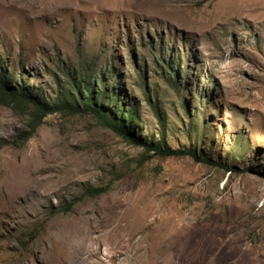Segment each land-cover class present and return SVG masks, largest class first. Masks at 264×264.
<instances>
[{"label":"rangeland","instance_id":"rangeland-1","mask_svg":"<svg viewBox=\"0 0 264 264\" xmlns=\"http://www.w3.org/2000/svg\"><path fill=\"white\" fill-rule=\"evenodd\" d=\"M0 61L50 103L104 75L133 135L224 164L0 88V264H264V0H0Z\"/></svg>","mask_w":264,"mask_h":264},{"label":"trees","instance_id":"trees-1","mask_svg":"<svg viewBox=\"0 0 264 264\" xmlns=\"http://www.w3.org/2000/svg\"><path fill=\"white\" fill-rule=\"evenodd\" d=\"M171 66V65H170ZM76 75L67 76L68 85L67 89L61 93L57 100L53 103L49 102L42 92L35 91L30 86H19L17 87L12 83V77L7 75L3 70L2 62L0 61V88L4 93V101L9 102V104L18 105L21 107H28L29 112L34 120L42 121L43 118L55 111H69L72 113H78L80 111H85L92 113L103 121H105L109 126H111L115 131L121 134L124 138L133 142L134 144L143 146L147 152L148 158L154 155L160 156H183L190 155L197 161H202L206 163H212L213 161L204 156H200L196 150L190 148H170L169 146L163 145L161 142H148L140 137L133 135V130L131 128L132 121L137 118V112L134 110L124 111L125 120L123 121V114L114 110H107L99 102V96L104 94L107 98L114 99L110 95V88L104 86L105 76L100 75L95 79H88L87 75L82 76L81 73L75 70ZM102 82L103 89L97 87L96 82ZM98 88V89H97ZM84 105L81 108L80 102ZM120 114V120L118 121L117 115ZM161 119V118H160ZM26 138V136L24 137ZM216 165H224L222 162H213ZM102 189L96 188L91 192V195L95 196L102 193Z\"/></svg>","mask_w":264,"mask_h":264}]
</instances>
